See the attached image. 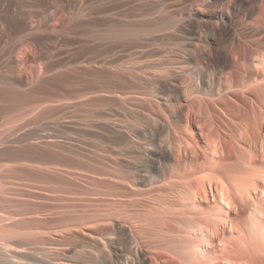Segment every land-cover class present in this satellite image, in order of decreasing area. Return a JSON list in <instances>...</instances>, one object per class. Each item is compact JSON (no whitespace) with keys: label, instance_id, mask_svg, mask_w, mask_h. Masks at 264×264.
<instances>
[{"label":"rangeland","instance_id":"obj_1","mask_svg":"<svg viewBox=\"0 0 264 264\" xmlns=\"http://www.w3.org/2000/svg\"><path fill=\"white\" fill-rule=\"evenodd\" d=\"M5 85L0 264H149L162 212L257 242L264 0H0Z\"/></svg>","mask_w":264,"mask_h":264},{"label":"bare ground","instance_id":"obj_2","mask_svg":"<svg viewBox=\"0 0 264 264\" xmlns=\"http://www.w3.org/2000/svg\"><path fill=\"white\" fill-rule=\"evenodd\" d=\"M240 58H244V56L240 55ZM241 64V69L243 68L246 70L248 68L245 58L242 60ZM239 78L240 79H237L238 82L235 80L231 86L236 87V89L238 87L243 92H249L250 89H257L263 85L261 81L250 83V79L246 74H243ZM5 97L13 98L16 103H23L28 101L27 99L29 95L25 92H21L18 87L12 89L5 85L0 88V100H3ZM220 161L221 159L215 160L211 166L213 168L218 167V169H221ZM245 181H247L248 185L251 187L257 188L259 186L255 178H250V180ZM245 181L239 180V182H243V184ZM261 194L263 197L257 198L254 203L255 206L253 207L257 219L263 225L260 226L258 224V235H256V237L258 236V240H256V244L254 243L252 249L248 245V241H246L241 235H238L237 238L220 237L217 223L208 217L199 219L188 218L182 221V224L185 222L187 225L181 226L179 219L172 218L170 215L162 212L152 219L141 223L143 228L150 230L154 235L169 237L173 240V243L170 245L160 244L157 247H153L151 254H149V264H238V262L239 264L240 262L243 264H257L258 261L264 262V187L261 189ZM247 196H249L248 191H246V197ZM120 219L123 224H128L130 231L135 236L139 235L140 232L137 226L140 224H137V221L125 218ZM255 224L256 222L254 223V226ZM240 226L237 225L236 228L241 233L243 228ZM204 229H206L207 232H205ZM217 239L218 243L216 242ZM136 264H142V260L138 259Z\"/></svg>","mask_w":264,"mask_h":264}]
</instances>
